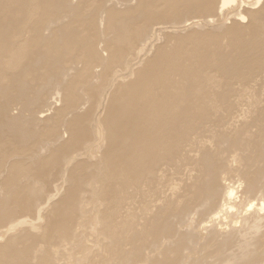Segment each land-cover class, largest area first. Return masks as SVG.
I'll return each instance as SVG.
<instances>
[{
  "label": "rangeland",
  "instance_id": "374dc122",
  "mask_svg": "<svg viewBox=\"0 0 264 264\" xmlns=\"http://www.w3.org/2000/svg\"><path fill=\"white\" fill-rule=\"evenodd\" d=\"M174 1L0 0V264H264V0Z\"/></svg>",
  "mask_w": 264,
  "mask_h": 264
},
{
  "label": "bare ground",
  "instance_id": "6f19581e",
  "mask_svg": "<svg viewBox=\"0 0 264 264\" xmlns=\"http://www.w3.org/2000/svg\"><path fill=\"white\" fill-rule=\"evenodd\" d=\"M170 1H171V0H170ZM173 1H174V0H173ZM175 1H178V0H175ZM175 1H174V2H175ZM179 1H180V0H179ZM182 1H183V0H182ZM188 1H189V0H188ZM202 1H203V0H202ZM207 1H208V0H207ZM232 1H236V0H222V1H221V6H222L221 8H225V7H226L230 2H232ZM252 1H255V2L252 3L251 6H255V5H258V3H260L261 0H258V1H257V0H252ZM168 2H169V1H168ZM186 2H187V0H186ZM193 2H194V1H193ZM193 2H191V3H193ZM210 2H211V1H210ZM210 2H209V4H210ZM213 2H214V1H213ZM243 2H244V1H243ZM243 2H242V3H243ZM172 3H173V2H172ZM178 3H180V2H178ZM178 3H177V4H178ZM194 3H195V2H194ZM200 3H201V2H200ZM204 3H206V2H204ZM204 3H203V5H204ZM198 4H199V2H198ZM173 5H174V4H173ZM210 5H211V4H210ZM167 6H170V5H167ZM174 6H175V5H174ZM206 7H208V6L206 5ZM258 11H259V12H257V11H255V12H250V18L253 20V17H254L253 22L257 19V18H256L257 15H259V14H261V13H262V14L264 13V1H263V4H262V7H261V10H258ZM259 16H260V15H259ZM261 16H262V15H261ZM263 16H264V14H263ZM255 18H256V19H255ZM251 19H250V20H251ZM259 19H260V17H259ZM261 19H262V17H261ZM263 19H264V18H263ZM261 21H264V20H261ZM195 24H196V23H195ZM250 24H252V23H250ZM254 24H255V23H254ZM191 25L194 26L193 23H192ZM192 26H191V27H192ZM252 26H253L252 28H254V25H252ZM239 28H244V29H245L246 26L242 27V26H240V25H235L232 29H235L234 31L236 32V30L239 29ZM255 28H256V27H255ZM232 29H231V30H232ZM249 29H251V28H249ZM239 30H240V31H239ZM239 30H238L239 33L241 32V30L243 31V29H239ZM245 30H246V29H245ZM247 30H248V28H247ZM248 31H249V30H248ZM248 31H247V32H248ZM247 32H246V33H247ZM251 32H252V29H251ZM242 33L244 34V32H242ZM236 34H237V33H236ZM248 34H249V33H248ZM191 37H192V36H191ZM194 38H196V37H194ZM185 39H186V38H185ZM187 39H188V38H187ZM190 40H191V39H190ZM180 41H181V40H180ZM184 41H185V40H184ZM177 48H178V47H177ZM155 58H156V57H155ZM157 58H158V60H159V55L157 56ZM164 59H165V58H164ZM166 59H167V58H166ZM154 60H156V59H153L152 62H153ZM161 60H162V58H161ZM156 61H157V60H156ZM159 61H160V60H159ZM152 62H151V64H152ZM154 63H155V62H154ZM157 63H158V62H157ZM162 64H163V62H162ZM149 65H150V64H149ZM152 65H153V64H152ZM155 65H156V64H155ZM157 65H158V64H157ZM169 65H170V64H169ZM159 66H160V64H159ZM161 66H162V65H161ZM163 66H164V65H163ZM165 66H166V65H165ZM149 67H150V66H149ZM167 67L169 68V66H167ZM160 68H161V67H160ZM164 68H165V67H164ZM148 70H150V69H148ZM162 70H163V69H162ZM157 71H159V69H157ZM145 72H146V71H145ZM147 72H148V71H147ZM150 72H151V71H150ZM145 75H146V74H145ZM148 75H149V74H148ZM153 75H154V74H153ZM142 76H143V75H142ZM147 77H148V76H147ZM144 79H145V78H144ZM148 80H149V79H148ZM149 81H150V80H149ZM145 82H146V81H145ZM136 83H137V82H136ZM146 84H147V83H146ZM141 85H142V84H141ZM134 86H135V84H134ZM138 86H139V84H138ZM144 86H145V85H144ZM134 88H136V87H134ZM229 191H230V190H229ZM229 191H228L229 196H227L226 194H225V195H226L227 197H229V199L235 198V196L233 195L234 192L232 191L233 193H232V192L229 193ZM226 193H227V191H226ZM232 196H234V197H232ZM227 200H228V199H227ZM231 202H232V201H231ZM233 203H234V201L232 202V204H233ZM229 204H231V203L229 202ZM229 204H228V205H229ZM232 204H231V205H232ZM226 206H227V205H226ZM226 206L224 205V207H226ZM261 206H262V204H261ZM229 207H231V206H228V209H230ZM249 207H250V208H247V209H248V210H247V213H248V211L253 207V205H252V206H249ZM231 208H232V207H231ZM223 209H225V208H223ZM226 209H227V208H226ZM226 209H225V210H226ZM256 209H258V208H256ZM262 209H264V206H262V208L260 209V211H261ZM225 210H224V211H225ZM221 211H222V210H221ZM221 211H220V212H221ZM252 211H253V208H252ZM255 211H258V210H255ZM226 212H228V211L226 210ZM226 212H225L224 214H226ZM263 212H264V210H263ZM263 212L261 211V213H263ZM221 213H222V212H221ZM251 213H252V212H251ZM261 213H260V215H261ZM219 214H220V213H219ZM222 214H223V213H222ZM255 214H256V213H255ZM214 215H215V214H214ZM245 215H246V214H245ZM256 215H257V214H256ZM258 215H259V214H258ZM262 215H263V214H262ZM215 216H216V215H215ZM218 216H219V215H217V217H216V218H217V221H218V219L221 217V216H220V217H218ZM248 216H249V215H248ZM252 216H253V213H252ZM243 217H244L245 220H246V217H245V216H243ZM249 217H250V216H249ZM249 217H248V219H247L248 221H249ZM254 217H255V216H254ZM256 217H257V216H256ZM258 217L260 218L261 216H258ZM258 217H257V219L260 220ZM262 217H264V216H262ZM213 218H215V217H213ZM216 218H215V219H216ZM250 219H251V217H250ZM254 219H255L254 221L257 220L256 218H254ZM261 219H263V218H261ZM243 220H244V219H243ZM243 220H242V221H243ZM263 220H264V219H263ZM263 220H261V221H263ZM214 221H215V220H214ZM237 221H238V220H237ZM248 221H247V222H248ZM251 221H252V224H253V223H254V222H253V217H252V220H250L249 223H251ZM258 222H259V221H256V223H258ZM263 222H264V221H263ZM245 223H246V222H245ZM259 223H260V222H259ZM241 224L243 225L242 222H241ZM241 224H240V225H241ZM252 224H251V226L254 227ZM260 224H262V222H261ZM242 225H241V226H242ZM248 225H249V224H248ZM254 225H255V224H254ZM256 225H257V224H256ZM258 225H259V224H258ZM244 226L246 227V224H245ZM251 226H250V227H251ZM242 227H243V226H242ZM242 227H240V229H241ZM250 227H249V228H250ZM238 228H239V227H238ZM243 228H244V227H243ZM249 228H248V229H249ZM211 229H212V228H211ZM233 229H234V227H233ZM207 230H208V229H207ZM237 230H238V229H237ZM241 230H244V229H241ZM241 230H240V232H241ZM212 231H213V230H212ZM231 231H232V230H231ZM236 232H237V231H236ZM240 232H239V230H238L237 234H239ZM244 232H245V231H244ZM244 232H242V233H244ZM210 233H211V232H210ZM230 233H231V232H230ZM234 233H235V231H234ZM212 234H213V233H212ZM227 234H229V232H228ZM227 234H226V235H227ZM226 235H225V236H226ZM231 235H233V234L231 233ZM236 236H237V235H236ZM239 236H240V235H239ZM239 236H238V237H239ZM238 237H236V238L234 237V239H235V240L237 239V241H238ZM223 240H224V239H223ZM231 240H232V239H231ZM232 241H233V240H232ZM232 241H231V242H232ZM225 242H226V241H224V243H225ZM228 242H229V241H228ZM228 242H227V243H228ZM235 242H236V241H235ZM229 243H230V242H229ZM232 243H233V242H232Z\"/></svg>",
  "mask_w": 264,
  "mask_h": 264
}]
</instances>
